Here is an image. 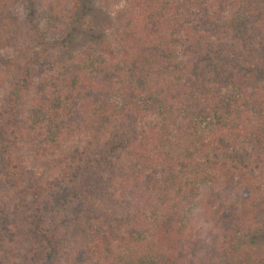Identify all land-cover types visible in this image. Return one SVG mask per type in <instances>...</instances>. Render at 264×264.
<instances>
[{
  "label": "trees",
  "instance_id": "trees-1",
  "mask_svg": "<svg viewBox=\"0 0 264 264\" xmlns=\"http://www.w3.org/2000/svg\"><path fill=\"white\" fill-rule=\"evenodd\" d=\"M12 1L0 0V46L12 29L6 14ZM121 1L115 31L124 48L123 68L113 90L103 80L96 83L87 69L91 62L107 64L101 54L111 43L100 39V51L91 49L90 57L52 69L56 81L36 100L48 118H61L60 135L66 128H91L96 120L122 121L96 151L87 140L66 158L68 180L54 197L55 211L78 200L71 166L83 162L88 171L115 172L107 193L119 206L124 199L127 208L109 216L95 213L106 228L80 239L64 264H223L239 253L235 244L241 237L249 241L241 255L264 264V257L251 255L256 235L264 232V18L257 15V0ZM51 2L62 11L67 0ZM82 2L71 0L72 10ZM179 41L190 44L185 61L166 66ZM193 49L200 58L215 56L236 69L232 90L203 89L190 69ZM258 78L261 83L250 88ZM31 81L30 72H23L14 93ZM17 110L11 99L3 112L8 131L3 159L13 180L14 147L23 136ZM238 151L251 159L249 168L234 159ZM29 192L36 243L28 263L54 264L58 247L45 223L47 205Z\"/></svg>",
  "mask_w": 264,
  "mask_h": 264
},
{
  "label": "rangeland",
  "instance_id": "rangeland-1",
  "mask_svg": "<svg viewBox=\"0 0 264 264\" xmlns=\"http://www.w3.org/2000/svg\"><path fill=\"white\" fill-rule=\"evenodd\" d=\"M82 1L81 8L77 11L72 10L71 0H67L62 11L53 10L54 4L51 0H13L7 8L6 14L12 23V29L8 31L7 38L0 46V264H29L28 254L36 243L30 230L34 210L29 190H34L40 196L43 207L47 205L43 209L45 223L53 233L55 245L58 247L54 264H64L69 254L76 252L80 239L88 240V236L106 228V223L94 215L95 213L103 212L109 216L114 213L121 214L127 208L124 199L119 201V206L107 193L115 172L104 170L99 174L93 170L88 171L84 162L79 168L74 163L73 167L71 166L75 171L73 180L79 192L78 200L71 202L70 199L68 208L64 205L58 212L54 208V197L60 195L62 188L66 186L65 181L68 180L63 171L67 156L75 149H82L87 140L94 142L92 150L96 151L105 138L117 128H121L122 122L117 124L104 119L103 125H100L96 120L91 128H66V133L60 135L58 129L62 128L61 118H48L44 109L36 103L43 90L56 81L52 79L54 68L78 62L82 55L85 59L90 57L87 52L91 49L94 52L100 51L96 48L100 39L111 44L105 47L106 54H101L105 56L107 64L88 60L91 64L89 63L87 69L93 80L96 83L103 80L107 88L113 90L111 84L123 68L121 57L124 48L116 35L115 22L119 10L125 4L121 0ZM257 2V15L264 18V0ZM223 40L227 41L226 38ZM189 46L190 44L184 41L177 42L175 48L166 56L165 65L185 61L183 54ZM196 51L193 49L189 52L190 69L199 84L202 82L203 89L232 90L236 69L215 56L200 58ZM256 54L258 53L254 55ZM231 57L233 56L230 55V59H233ZM85 63L88 64L87 60ZM27 71L30 72L31 84L25 85L24 91L16 95L14 92L20 78L23 77V72ZM262 80L258 78L250 88L254 89ZM67 85L68 80H64L63 86ZM11 99L17 100V114L23 132L21 140L14 147V160L18 166L16 180L7 173L6 161L3 159V144L8 132L3 112ZM127 124L128 122L124 126ZM238 152L235 153L234 159L239 157V165L246 163L249 168L252 165L251 159L245 152ZM222 154L225 155L223 152ZM224 155H221V158ZM81 194L83 198L80 197ZM84 202L85 209L82 207ZM86 213L89 216H86ZM255 239L251 255L264 257V232L256 235ZM248 242L241 237L235 244L239 253L236 250L234 257L229 255L228 260H223L222 263L251 264V258L241 255ZM208 243L211 245V241ZM223 256L224 253L221 258ZM218 261L214 264H220L221 261ZM38 264L48 263L40 261Z\"/></svg>",
  "mask_w": 264,
  "mask_h": 264
}]
</instances>
